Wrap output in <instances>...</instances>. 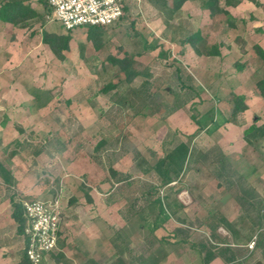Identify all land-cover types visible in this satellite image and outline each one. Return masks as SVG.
I'll list each match as a JSON object with an SVG mask.
<instances>
[{"label":"rangeland","instance_id":"1","mask_svg":"<svg viewBox=\"0 0 264 264\" xmlns=\"http://www.w3.org/2000/svg\"><path fill=\"white\" fill-rule=\"evenodd\" d=\"M165 1L171 8L173 0ZM257 4L264 0H220L235 21L232 30L227 18H209L203 0L186 4L174 24L147 0H132L125 21L105 30L100 51L88 42V30L72 33L64 63L42 45L40 25L34 35L0 24V165L11 179L7 185L0 176L4 215L13 197L57 199L64 236L92 234L110 245L102 248L101 264L118 259L113 246L119 251L123 242L128 264H202L171 237L186 230L191 242L205 241V222L220 214L230 228L218 235L238 264H264V140L250 146L244 136L253 126L264 128V101L251 80L264 78L254 50L264 51ZM44 31L67 35L55 17ZM197 33L201 56L181 45ZM216 46L220 57H207ZM109 58L126 60L141 76L128 86ZM110 86L116 88L105 93ZM234 97L246 98L247 111L232 120ZM181 144L195 158L179 186L163 189L153 167ZM110 171L130 180L120 185ZM158 198L170 220L154 232L150 206ZM6 234L0 248L9 240L11 256L21 257L12 225Z\"/></svg>","mask_w":264,"mask_h":264},{"label":"trees","instance_id":"2","mask_svg":"<svg viewBox=\"0 0 264 264\" xmlns=\"http://www.w3.org/2000/svg\"><path fill=\"white\" fill-rule=\"evenodd\" d=\"M164 18V21L169 24L176 23V17L182 12V9L186 4L193 0H173L172 7L168 6L165 0H147ZM208 8L209 18L215 19L217 17L227 18L228 27L232 30L236 29V24L232 16L220 7V0H203ZM253 2V0H250ZM39 10L34 8V0H0V22L5 25H10L15 29L22 30L25 29L31 31L32 34H37L35 30L38 25L44 28L49 21L47 19H52L53 12L48 6L39 0L38 2ZM256 4V3H254ZM257 6L262 10L264 15V5ZM126 19V18H125ZM125 19L122 20L125 21ZM121 23V22H120ZM118 25V24H117ZM116 25V26H117ZM106 29H89L87 31V39L96 51H100L103 47V34ZM42 44L49 48L52 55L61 63L66 62L65 54L70 52V45L73 41L71 33H67L65 36L51 34L42 32L41 33ZM200 33L192 35L186 38L181 45H189L197 55L201 56L197 46L201 43ZM243 44V42H240ZM244 47V46H243ZM242 47V48H243ZM220 47H213L210 51L206 52V56L209 58H219L220 57ZM257 56L264 62V52L259 47L254 48ZM162 59H168L169 54H161ZM109 62L113 68L118 69V71L125 77V82L128 86H131L135 81L141 76L126 60H118L114 58H109ZM235 69L241 73L244 71V66L235 64ZM252 82L255 85L256 91L259 96L264 99V79L255 75L252 77ZM115 86H110L105 90L108 93L114 90ZM149 85L145 83L141 89H147ZM148 92V90H145ZM144 92V91H143ZM138 95L140 92H137ZM150 97H148L149 99ZM147 99V100H148ZM146 100V101H147ZM233 103L235 105V111L232 114V120H235L239 113L246 112L247 106L245 105V99L243 97H234ZM4 122L3 125H5ZM21 131V130H20ZM19 131V132H20ZM22 133V131L20 132ZM245 141L248 145L253 146L255 141L264 140V128L251 127L244 133ZM106 145L105 142H101L98 145V149L103 148ZM188 146L181 144L172 152L168 153L165 158L157 163L153 169L156 172L157 177L161 181V186L166 189L171 184L176 183L179 186L181 177L187 174V167H191V160L194 159ZM199 163L196 160L195 165ZM186 173V174H185ZM0 176L2 177L5 184L9 185L11 179L9 174L0 165ZM110 176L112 179L116 180L118 184L126 183L130 180V177L117 174L115 171H110ZM179 181V182H178ZM130 185V184H129ZM88 202L91 203V198L87 196ZM11 205L13 208L12 220L17 226V235L23 239L25 249L28 246V240L25 236V229L27 227V220L24 215L23 203L17 202L15 198H11ZM151 213L156 217L154 232L159 231L163 224L170 220L169 215L166 213L165 208L161 200L158 198L151 203ZM206 227L209 230V239L205 241H199L197 243L191 242L190 232L186 230H177L171 237V240L176 241L175 245L188 246L191 250L196 252L200 258L202 264H212L216 260L222 261L224 264H238V257L234 251L231 250V246L227 239H222L218 235L220 227L226 226L227 229L230 225L225 221V219L220 214H215L211 216L206 222ZM201 226V225H200ZM235 240L238 241L237 237ZM24 256L20 264H29L28 260Z\"/></svg>","mask_w":264,"mask_h":264},{"label":"built area","instance_id":"3","mask_svg":"<svg viewBox=\"0 0 264 264\" xmlns=\"http://www.w3.org/2000/svg\"><path fill=\"white\" fill-rule=\"evenodd\" d=\"M53 17L66 33L107 29L125 19L132 0H43ZM51 21V19H47ZM57 200V199H56ZM23 203L27 220L25 236L28 240L25 256L29 264H42L44 258L57 251L63 210L60 200ZM254 239L246 247L249 253L256 248Z\"/></svg>","mask_w":264,"mask_h":264},{"label":"crops","instance_id":"4","mask_svg":"<svg viewBox=\"0 0 264 264\" xmlns=\"http://www.w3.org/2000/svg\"><path fill=\"white\" fill-rule=\"evenodd\" d=\"M38 1L39 0H34L33 6H34V8L39 10V5L37 3ZM263 21H264V15H263ZM50 22L51 21H49V23ZM49 23H47V25H49ZM0 24H3V23L0 22ZM3 25L7 26L11 29L18 30V29L13 28L10 25H5V24H3ZM47 25H45L44 28H41V26H39L41 29L40 34L42 32H45L44 29L45 30L47 29ZM29 32H31V31H29ZM13 40H14V38H13ZM41 43H42V38H41ZM257 47H259V46H257ZM261 50H262V48H261ZM244 99L246 100V98H244ZM260 99L262 101H264V99H262L261 97H260ZM2 126H4V125H2ZM245 132H246V130H245ZM17 202H21V200H17ZM21 203H23V202H21ZM3 207H4V204L0 205V239L3 240L4 238L5 239L8 238V236L6 234L7 227H8V225H12V227H14L15 232H16L15 236L21 240L22 246H24V248H23L21 257H19V256L17 258H16V256L12 257L11 256L13 254L12 244L8 242L9 240H5L3 247L0 248V264H20L22 259H23V256H24L25 245H24L23 239L17 235V226L14 223V221L12 220L13 208L11 205V199H10V203H9V207H10L11 212L9 213V216H7L8 218L4 215L5 210L2 209ZM64 227H65V225L62 227V224H61L60 241L58 244L57 252H54L53 254L46 256L44 258L42 264H101V260L99 257L101 255V251L103 250L102 248L105 247L104 251L105 250L110 251V249H111L110 245L106 246V240L102 241L99 236L96 235L97 237H94V236H92V234H79L78 238H76L74 240L73 238H71V236H68V235L64 236V234H63ZM112 229L115 230V228H113V227H112ZM122 244H123V248L126 249V245L124 244V242ZM123 248H121L118 251V248L113 246L114 251L119 255V257H118V259H116V260L114 259V261H111L112 262L111 264H128L126 262V259L125 260L123 259L125 256V252L123 251ZM120 254H122V255H120ZM217 263L223 264L219 260H216L212 264H217Z\"/></svg>","mask_w":264,"mask_h":264},{"label":"clouds","instance_id":"5","mask_svg":"<svg viewBox=\"0 0 264 264\" xmlns=\"http://www.w3.org/2000/svg\"><path fill=\"white\" fill-rule=\"evenodd\" d=\"M250 243H251V242H250ZM250 243H249V244H250ZM247 246H248V245H247ZM247 246H246V247H247ZM248 253H249V252H248ZM253 253H254V252H253ZM253 253H249V254H253Z\"/></svg>","mask_w":264,"mask_h":264}]
</instances>
